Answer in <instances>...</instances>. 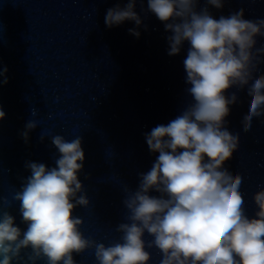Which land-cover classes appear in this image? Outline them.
Wrapping results in <instances>:
<instances>
[{"label":"clouds","instance_id":"1","mask_svg":"<svg viewBox=\"0 0 264 264\" xmlns=\"http://www.w3.org/2000/svg\"><path fill=\"white\" fill-rule=\"evenodd\" d=\"M198 3L147 0L146 13L171 33L168 54L178 55L189 44L183 65L192 102L145 134L149 150L158 155L123 201L128 216L116 228L120 239L106 245L82 233L83 220L74 215L75 208L90 203L78 178L85 161L82 140L54 135L56 166L29 162L31 175L13 195L25 229L9 211H0V264H77L74 255L90 249L96 264H151L150 248L159 250V264H264V188L253 195L257 210L249 217L242 177L224 167L237 141L226 119L237 96L228 90L243 88L247 95L241 133L251 129L254 117H264V75L256 66L262 62L264 17L247 20L241 9L216 19L206 7L197 11ZM207 4L221 9L224 0ZM136 5L137 0H128L109 8L105 25L111 29L131 21L137 28L129 32L139 38L143 21ZM7 72V67L0 72L4 85ZM36 126L26 124L25 142Z\"/></svg>","mask_w":264,"mask_h":264},{"label":"water","instance_id":"2","mask_svg":"<svg viewBox=\"0 0 264 264\" xmlns=\"http://www.w3.org/2000/svg\"><path fill=\"white\" fill-rule=\"evenodd\" d=\"M127 2L0 0V72L8 69L7 85L0 82L5 112L0 121V211H9L22 230L26 225L13 195L31 175L26 165L55 167L59 152L51 137H80L85 161L78 178L90 203L75 208L74 215L83 220L86 238L106 245L118 241L116 228L128 216L123 201L137 190L140 174L158 155L149 150L145 134L166 125L192 102L183 65L189 44L178 55L168 54L171 33L146 13L147 0H137L143 21L139 38L129 32L137 28L131 21L111 29L105 25L106 11ZM205 7L216 19L241 9L247 20L264 17V0H224L221 9L199 0L197 11ZM258 55L262 62L256 66L264 75V49ZM228 92L237 96L226 118L237 141L224 167L241 175L240 191L251 217L257 210L253 195L264 188V117H254L251 129L241 133L239 117L247 95L243 88ZM30 121L37 126L25 142L22 133ZM148 251L151 264H159V250ZM74 259L96 264L91 249Z\"/></svg>","mask_w":264,"mask_h":264}]
</instances>
